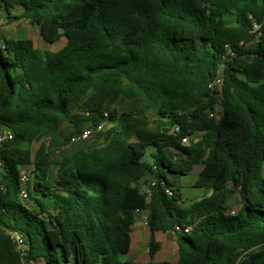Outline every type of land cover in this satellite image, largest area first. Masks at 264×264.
I'll list each match as a JSON object with an SVG mask.
<instances>
[{
  "label": "trees",
  "instance_id": "16d2710c",
  "mask_svg": "<svg viewBox=\"0 0 264 264\" xmlns=\"http://www.w3.org/2000/svg\"><path fill=\"white\" fill-rule=\"evenodd\" d=\"M0 9L63 43L53 51L0 36V133L13 135L0 148V264H135L127 256L143 211V264H155L159 232L176 236L178 260L158 264H264V0H0ZM114 99L136 107L118 112ZM101 123L111 127L94 147L60 159L44 145L32 151L63 125L67 146ZM198 164L193 187L210 195L186 204L177 178Z\"/></svg>",
  "mask_w": 264,
  "mask_h": 264
},
{
  "label": "rangeland",
  "instance_id": "374dc122",
  "mask_svg": "<svg viewBox=\"0 0 264 264\" xmlns=\"http://www.w3.org/2000/svg\"><path fill=\"white\" fill-rule=\"evenodd\" d=\"M73 11L78 12L79 7L73 5ZM18 11L13 12L16 15ZM0 36L5 38H14V39H22V38H30L34 41L36 47L40 49H51L53 51H58L63 46V43H57L55 45H49L45 43L41 36L39 27L30 25L25 20L14 21L13 23L7 22V15L5 12L0 9ZM111 109H116L118 112L127 111L136 107V103L133 101H121L118 99H114L111 102ZM151 118L152 115L149 114ZM110 124L105 125V129L110 128ZM70 128L67 125H63L61 132L55 135H43L40 137L33 145L32 151L35 152L40 148L41 145H44L47 151L52 152L53 157L55 159H60L72 153L76 148L80 146H88L94 147L99 141L97 140V136L88 141H77L71 142L67 146H63L62 142L64 137L69 133ZM190 142V138H189ZM202 169V165L198 164L194 167V169L188 174L184 176H179L177 178V183L179 190L182 194V199L186 204H190L191 201L199 199L203 196L210 195V192L203 189H198L193 187L195 180L198 177L200 170ZM235 199L232 201L234 203ZM233 209L237 211L236 205L233 204ZM136 226L133 228V247L136 248L134 252L129 255V258L135 264H143L148 262L151 257L148 253V229L145 224V213H141L138 216ZM159 242L162 244L161 250L158 254L154 256L152 259L155 264L160 262L168 261L171 263H176L178 260V249L177 244L174 239L168 234H159ZM137 252V253H136ZM136 253V254H134ZM126 258V257H125Z\"/></svg>",
  "mask_w": 264,
  "mask_h": 264
},
{
  "label": "built area",
  "instance_id": "2783aa9c",
  "mask_svg": "<svg viewBox=\"0 0 264 264\" xmlns=\"http://www.w3.org/2000/svg\"><path fill=\"white\" fill-rule=\"evenodd\" d=\"M212 86L218 88L219 90L221 89L222 86V79L221 78H217ZM108 114L105 113V116H107ZM214 116L216 118H219V114L215 113ZM106 123H101L98 126L94 127V126H88L85 127L81 133L77 136H74L71 138V142H77V141H88L91 140L92 138L96 137L97 134H99L100 132H102L105 128ZM179 128H176V130H178ZM13 139V135L10 132L4 131L0 133V148L1 146L6 143L9 142ZM182 143L187 145L189 144V137L183 138L182 139ZM2 166V160H1V155H0V167ZM19 174H20V179L22 182V197L24 199H26L28 197V191H27V184L28 182L31 180L32 177V167L31 166H23L19 168ZM154 185V182H150L149 186H146L145 188H143V192H145L147 195H150L151 190H150V186ZM169 194H172L170 191H168ZM232 214H235V211H231ZM145 224L147 225V221L145 218ZM191 230L190 227L185 229V232L189 233ZM12 238L14 240V242L17 244V248L18 249H23L24 245H23V240L20 237V235L14 233L12 234Z\"/></svg>",
  "mask_w": 264,
  "mask_h": 264
},
{
  "label": "crops",
  "instance_id": "0c3cea01",
  "mask_svg": "<svg viewBox=\"0 0 264 264\" xmlns=\"http://www.w3.org/2000/svg\"><path fill=\"white\" fill-rule=\"evenodd\" d=\"M35 44V43H34ZM36 46V45H35ZM38 48V47H37ZM54 170H56L55 168H54ZM141 213H145V218L147 217V212L146 211H143V212H141ZM141 213H139V214H141ZM139 216V215H138ZM137 220H138V218H137ZM138 222V221H137ZM137 222H136V224H137ZM136 224L134 225V227L136 226ZM133 227V228H134ZM132 233H133V231L131 232V249H130V253H129V255L132 253V252H134V250L136 249V248H134L133 247V244H134V241H133V236H132ZM148 233H149V231H148ZM159 234H168V235H170L173 239H174V241L176 242V236L173 234V233H156V239H157V241H159L158 239V237H159ZM149 236H148V240H147V245H148V243H149V239H150V234H148ZM161 247H162V244H161ZM161 250V249H160ZM136 251V250H135ZM137 253V252H136ZM136 253H134V254H136ZM159 253V252H158ZM157 253V254H158ZM129 255L127 256L128 257V259H130L129 258ZM131 260V259H130Z\"/></svg>",
  "mask_w": 264,
  "mask_h": 264
}]
</instances>
